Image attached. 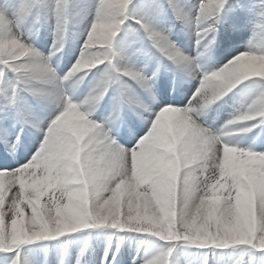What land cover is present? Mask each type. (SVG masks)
I'll return each mask as SVG.
<instances>
[{"label": "snow or ice", "instance_id": "snow-or-ice-1", "mask_svg": "<svg viewBox=\"0 0 264 264\" xmlns=\"http://www.w3.org/2000/svg\"><path fill=\"white\" fill-rule=\"evenodd\" d=\"M130 2L100 0L98 18L85 51L65 80L107 61L116 72L149 86V78L143 72L116 67L110 55L113 41L127 19ZM226 2L203 0L197 17L198 35L202 39L215 31V21ZM30 7L31 0L22 5V13L26 14ZM172 7L176 8L175 3ZM64 11V0H60L57 16L61 30L65 24ZM6 19L0 13V21ZM137 22L142 23L149 38L169 59L177 64L192 63L165 35L142 21ZM259 27L264 31V13ZM244 55L264 56V51L244 52L219 71L206 74L193 98L196 103H211L241 81L254 77L264 79L239 70L248 63L241 59ZM29 57L34 62L27 63ZM0 63L17 75L16 89L20 84H27L32 91L41 92L37 84H57L55 72L40 54L15 35L0 39ZM4 80L5 74L0 72V84ZM111 82V78L102 81L84 103L102 100ZM17 94L14 90L9 97L10 106L16 105ZM82 108L69 98L32 160L18 168L0 169L7 181L0 203V253L13 252L32 241L54 240L68 233L107 226L150 233L164 241H189L201 247L249 246L264 254V153L231 146L200 128L190 114L191 109L170 106L158 113L150 131L135 147L125 149L115 140L102 136L101 125L90 120ZM257 118L264 122V98L251 112L231 123ZM225 153L234 161L233 171L227 174L219 167ZM196 155L206 158L199 167L184 169L176 178H170L163 171L164 162L173 163ZM243 172L256 177L254 184H249ZM22 177L26 181L24 185ZM49 185L52 191L45 195ZM6 200L9 201L7 211ZM73 220L80 225L76 230L60 226L61 221ZM217 235L228 239L220 242ZM172 251L169 248L163 256L145 264H169ZM11 264H21L19 254Z\"/></svg>", "mask_w": 264, "mask_h": 264}, {"label": "bare ground", "instance_id": "bare-ground-1", "mask_svg": "<svg viewBox=\"0 0 264 264\" xmlns=\"http://www.w3.org/2000/svg\"><path fill=\"white\" fill-rule=\"evenodd\" d=\"M202 2L131 0L127 19L113 41L110 55L116 67L143 72L149 78V86L145 87L110 68L107 61L87 73L64 79L85 51L98 18L100 0H64L63 30L59 28L57 16L60 0H31L26 14L21 8L29 0H0V13L7 17L0 21V39L15 35L38 52L58 78L55 86L37 84L41 92L32 91L27 84H20L16 89L17 75L0 63V72L5 74L4 83L0 84V169L18 168L32 160L69 98L83 106L90 120L101 125L102 136L115 140L125 149L135 147L150 131L158 113L170 106L191 109L196 124L223 142L264 153V122L257 118L231 123L251 112L264 98V79L254 77L241 81L208 104L196 103L193 99L206 74L219 71L244 52L264 51V31L259 27L264 0H227L215 21V31L203 39L198 35L197 21ZM137 21L165 35L192 63L177 64L169 59ZM108 78L112 82L103 99L85 104L94 90H98V85ZM178 82L185 83L186 89L180 90ZM160 89L172 94H160ZM14 90L18 94L13 107L8 99ZM145 95L150 96L149 99ZM205 159L203 155L190 156L173 163L164 162L162 168L170 178H176L182 170L199 167ZM233 164L225 153V158L219 162L221 172L233 171ZM242 174L249 184H254L256 177H249L247 172ZM5 182L0 174V203ZM21 183H26L23 177ZM50 191L51 185L44 194ZM8 203L6 200V211ZM189 243L164 241L150 233L106 226L68 233L54 240L32 241L13 252L0 253V264H11L17 254L21 264H145V261L163 256L169 248L173 250L168 256L169 264H264V254L249 246L217 248Z\"/></svg>", "mask_w": 264, "mask_h": 264}, {"label": "clouds", "instance_id": "clouds-1", "mask_svg": "<svg viewBox=\"0 0 264 264\" xmlns=\"http://www.w3.org/2000/svg\"><path fill=\"white\" fill-rule=\"evenodd\" d=\"M16 54L17 55L20 54L19 50H17ZM241 59L244 61H248V63L240 66L239 70H241V71H243L249 75L254 74V75L264 77V56H247V55H244L241 57ZM26 62L32 63V62H34V58L29 57ZM235 66H236V64L234 62V67ZM60 226L62 228H68V229L76 230L79 228L80 225H79L78 221L73 220V221H61ZM196 238L204 239L206 237L197 236ZM217 239L220 240V242H224L225 240L228 239V236L219 237V235H217Z\"/></svg>", "mask_w": 264, "mask_h": 264}]
</instances>
